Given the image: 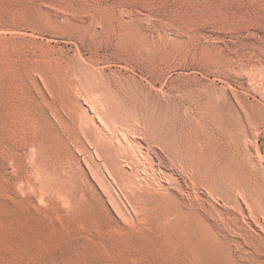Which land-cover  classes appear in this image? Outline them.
Instances as JSON below:
<instances>
[{"label": "rangeland", "instance_id": "obj_1", "mask_svg": "<svg viewBox=\"0 0 264 264\" xmlns=\"http://www.w3.org/2000/svg\"><path fill=\"white\" fill-rule=\"evenodd\" d=\"M189 36L191 45L180 46L175 41L177 37ZM167 46L182 50L180 54L166 56ZM195 46L236 55L235 68L218 69L220 72L209 67L206 58L194 56ZM260 48H264V0H0V264H209L207 259L200 260L202 254L200 259L194 254V240L185 241L177 235L180 234L177 230L176 245L180 253L174 250L178 254L173 252L167 257L150 245L156 234L151 229L155 222H149L147 209L136 193L127 191L112 176L89 139L91 134L81 132L76 123L82 100H89L86 101L91 102L89 105L94 102L100 105L93 86L82 84L84 67L91 65L89 69L102 80L108 79L110 91L118 92L117 97L128 106L136 102L143 107L148 99L160 103L164 97V101L170 98L178 104L180 74L185 66H190L187 71L205 83L214 81L227 92L231 108H236L231 109L233 117L241 120L247 105L255 111L260 109L258 112L264 115V102L247 78L253 64L259 63L264 68V53ZM55 54L65 55L70 69L75 70L61 73L54 61L58 57ZM238 60L253 64L239 69ZM177 104L180 120L192 125L191 121L199 119L210 126L215 146L210 147L203 138H195L189 131L162 128L159 115L147 113L144 106L143 112H139L145 134H138L131 123L134 129L130 127V133L139 144L132 145V153L128 154H133V160L139 162L136 173L145 174L143 178L149 182L144 189L152 186L149 193L165 192L163 195L169 202L174 199L172 202L178 203L175 207L179 205L178 208L190 211L191 219L197 212V216L210 220L217 230L232 239L233 256L242 261L246 255L235 245L241 242V237L226 232L219 219L225 210H232L222 196L225 189L221 184L214 189L209 181L211 171L230 167L227 153L231 134L214 124L216 116L196 109L183 110V105ZM133 109L130 111L136 114ZM257 125L263 155L264 116ZM196 129H192L194 135ZM83 131L87 130L83 128ZM51 141L56 144L54 148ZM203 146L209 154L203 153L206 149ZM145 168L151 172V178ZM158 180L164 188L158 187V182L155 183ZM237 215L247 227L246 221ZM183 249L188 251L187 255L182 254Z\"/></svg>", "mask_w": 264, "mask_h": 264}, {"label": "bare ground", "instance_id": "obj_2", "mask_svg": "<svg viewBox=\"0 0 264 264\" xmlns=\"http://www.w3.org/2000/svg\"><path fill=\"white\" fill-rule=\"evenodd\" d=\"M175 41L180 46H183L184 44L191 45L193 43L192 40L190 39V36L189 37H185V38L177 37V38H175ZM54 49H56V48H54ZM181 50L182 49L174 48V46H167V48L165 49V51H166L165 55L166 56L167 55H177V54H180ZM183 50H184V48H183ZM256 50L254 51L255 53L257 52ZM42 52L43 51H41V53ZM48 52H47V54H49ZM59 52H60V50H59ZM254 52H252V53H254ZM260 52L263 54L264 53V48H260ZM250 53H251V51H250ZM193 54H194V56L199 55L200 58H202V59L206 58L205 59L206 64L209 67H211V68H213L215 70L223 69V68H230V69L232 68V70H233L235 68V66H236L234 64V61H236V59H238L236 55H231V54L223 53V52L217 53L215 50L205 49V48H198L196 46L193 47ZM39 56H40V54H39ZM56 56H58V57L55 58L54 61L56 62L57 67L61 70V73H62V71H64V73L66 71H69L70 65H68V63L70 64V62H66L65 61V59H64L65 55H64V57H62L61 55L59 56V54L56 55ZM259 56H261L260 53H259ZM47 57H46V61H47ZM49 60H51V59H49ZM239 61L241 62L242 60H238L237 62H239ZM44 62H45V60H44ZM74 62H71V63L74 64ZM240 62L237 63V67L239 69L242 68L244 65L246 66L247 64L249 65V64L252 63V62L248 63L247 60L246 61H242L241 62L242 64L239 67L238 64H240ZM36 64H38V63H36ZM258 64H253L252 65V67L250 68L251 70L247 73L248 77H247V75H246V77L248 78L249 83L256 88L254 90H257L258 95L260 96V98L264 102V68L261 67V66H258ZM40 65H41V63H40ZM46 65L48 66V64H46ZM76 65H78V64H75V67H77ZM80 65L83 66V64H80ZM90 66H89V68H90ZM72 67H73V65L71 66V68ZM85 67H86V65H85ZM85 67H84V71L86 70V72L83 73L84 74L83 80H85V83L83 81L82 84H88V86L90 85V87L93 86V88L92 87L91 88L93 89V91L95 93V96L97 97V100L99 101L100 105L96 106L94 100H92L94 102V104L92 103V105H89V103H91V102H89L87 104L86 101H89V100H86V101L82 100V103H79L81 111L78 112L79 114L76 117V119H77L76 123L78 122V124L80 125V127L82 129V131L80 130L81 132H88L89 134H91V136L88 135V137L90 136L89 139L93 143V146L95 147V149L98 152V154L103 158L104 163H105V165H107V168L109 169V171L112 174V176L114 175L116 177L115 179H117L118 182L120 183V185H122L125 189H127V191L130 190V192H131V190H132L134 193H136L134 195H136L138 197V200L145 206V209H147V211H146L147 215L149 216V218L151 220V221H149V220H147V221H149L151 223L155 222L154 225L151 226V229H153V231H154V232H152V231L151 232L152 233H156V234H154V238L155 239L152 236L153 239L150 240L152 244L150 243V245H152L154 248H156L159 253H162L164 256L169 257V256L172 255L174 250H175V252L179 251V248L176 245V244H178L177 242L179 241V240L177 241L176 236L179 235V237L180 236H181V238L183 237V239H185V241L187 239L188 240H194V242L196 243V244H194V245H196V247L194 248L195 249L194 250V254L198 255V257L202 254L204 257L202 256V259H200V257H199V259L201 261L203 260V258L207 259L210 262L209 264H264V156H263L264 154L262 155L261 151H260V145L258 143L259 134H258V130H257V128H258L257 124H259L263 120V116L264 115L261 116L262 113L258 112L260 109L255 111L254 109H251V106L249 108H248L249 105L245 106L246 108L243 110L242 115L237 113V114L241 115L240 118H242L241 120L239 119L240 120L239 121L235 115H234L235 117H233L234 113L232 114V111H233V109H236V108H233V109L231 108V104L229 102L230 98L228 97L227 92L223 91L222 88H219L214 81H211L210 83H205L201 78H199V77L197 78L195 75H193L192 71L191 72L187 71V69L190 66H185L183 72L180 74L181 83L177 87V92H178L180 101L178 100L179 102H178V104L177 103L176 104L179 105V103H180L181 106L183 105V107H184L183 110L196 109V110H199L201 113L206 111L207 114H209L211 116L212 115L216 116L215 119L212 117L214 119V121L216 122V123L214 122V124L215 125L218 124L219 127L218 126L217 127L219 129L223 128V129H225V131L227 130V132H230L229 134H231V136H232V137L230 136V139L232 138V140H231L232 142H231V145H230V148H229L230 151L227 153L228 154L227 158H229L228 160H230V163L228 161V163L230 164V167L226 165L225 168L222 167L223 169H220L218 171L217 170L216 171H211L210 170L212 178L210 176L211 180H209V181H210L211 185L214 186L213 187L214 189H215L216 186H218V187L223 186V188L225 189V191H224L225 195L222 194V196L223 197L225 196V199L230 204V206L234 207V208L230 207L232 210H225V213L222 214L221 218H219L220 216L218 218L220 219V222L222 223L221 226L223 227V229L226 232L231 233V235H238V237L239 236L241 237V239H242L241 242H239V241L236 242L235 239H234V241L236 242L235 245H237L242 250V253L244 255H246V257L241 259L242 261H240V260H238L239 258L236 259V257L233 256V253H232V250H231V246H230V243H231L232 239H230V237L226 233L223 234L221 231L217 230L214 227L215 225H213V223L210 222V220L208 221L206 218L202 219L201 216H199V215L197 216V214H196L197 212L195 213L196 216L194 215L195 217H193V219H191V214H189L190 211L183 210V208L180 209L181 207L178 208L179 205H178V207H175L178 203H176V205H175V203L172 202L174 200L173 198H172L173 200H171V202L173 203L174 206H172V204H170L171 202H169L165 198V196L163 195L165 192L164 193L155 192L156 194H152L151 192L149 193V191H152V190H148L150 188L152 189V186L148 188V186H150V184H148L146 186V188H148V189H144L143 188V187H145L146 182H148V181L144 180L145 174L142 175L140 173H138V174L136 173V171H138L137 170V168H138L137 166H139V165H137V163H139V162L138 161L136 162L137 159L133 160V154H132V156L129 155L130 153H132V150H131L132 145L134 146L136 143H138V140L136 139L135 135L130 133V127L135 126L136 127L135 129L138 130V134H141L143 136L145 134V133L143 134V130L145 128V126H144L145 124H143L144 122H142L143 116H141V114L139 112V111H141V113L143 112L141 110L142 106L140 107L138 105V103H136L135 101H133V102H135V104L131 103V105L129 104L130 106H128L126 101H122L120 98L117 97V93L118 92L117 93L115 92L116 93V95H115V93H114L115 90L114 91H110L112 88H110V86H108L109 85V83H107L108 79H107V81H104L106 78L104 80H102L101 76L97 75L96 72L94 73L92 71V69H89V68L85 69ZM249 67H250V65H249ZM55 68H56V65H55ZM58 68H56V69H58ZM244 68H246V67H244ZM72 69H70V70H72ZM81 69H83V68H81ZM73 70H75V69H73ZM226 70H228V69H226ZM218 71H220V70H218ZM242 72H243V70H242ZM55 73H57V72H55ZM71 73H74V72H71ZM75 74H77V73H75ZM64 75H63V77H64ZM54 76H55V74H54ZM59 76H60V74H59ZM52 77H53V75H52ZM65 77H66V75H65ZM48 82H50V81H48ZM81 82H82V80H81ZM61 83H63V82H61ZM56 85H58V84H56ZM79 85H81V84H79ZM110 85H111V83H110ZM58 86H57V90L59 88ZM65 86H63V87H65ZM70 86H71V84H70ZM87 87L85 86V88H87ZM90 87H88V89H90ZM66 88H67V86H66ZM71 88H73V87H71ZM85 88H83V89H85ZM60 89H62V87ZM120 90L121 89H119L117 91H120ZM90 91H91V89H90ZM90 91H87V92H90ZM62 92H63V89H62ZM134 92H135V90L133 91V93ZM160 92H161V90H160ZM146 93H148V92H146ZM57 94L60 95V92H58ZM57 94H56V96H57ZM89 95L91 97V94H89ZM124 95H128V94H124ZM130 95H132V94H130ZM152 95H154V94H152ZM157 95H156V97H157ZM50 97H51V95H50ZM65 97H67V95H65ZM84 97H85V95H84ZM136 97H137V95H136ZM167 97H170V96L167 95ZM54 98H56V97H54ZM164 98H163V101H164ZM87 99H88V97H87ZM94 99H96V98H94ZM147 99H148V97H147ZM144 100H145V98H144ZM144 100H142V101H144ZM155 100H153V101H155ZM171 100L172 99L169 98V99H166L164 102L163 101L161 102V100H160V103H157L158 101L157 102H153L151 100L149 101V99H148V104L144 105V106H146L145 107L146 109L144 108V110L147 113H150L152 115H159L160 118L159 117L158 118L161 120V122L163 124L162 128L163 127L167 128V130L170 129L169 131H171V130H180V131L182 130V131H186V132L189 131L195 138H199V137L203 138L204 139L203 141H205L206 143L209 144L210 147H212V145H214V139L211 136V132H213V131L210 132V130L208 129L210 126L209 125L207 126L206 124L203 123V121L201 122L199 119L196 120V122L195 121H191L192 125H190V122H187V121L185 122V121L180 120L179 119L180 118L179 115L181 114L180 113V108L178 106H176V104H174V102L171 101ZM145 103H147V101ZM63 104H64V101H63ZM132 107H134V109L136 110V114H132V112L130 111L132 109ZM233 107H235V106H233ZM252 108H254V107L252 106ZM231 109H232V111H231ZM144 115H145V112H144ZM184 115H186V114H184ZM148 118H150V117H148ZM184 120H186V119H184ZM153 122L154 121H152V123ZM131 123L134 124V125L131 126ZM214 124H212V125H214ZM160 126L161 125H159V127ZM155 127L159 128L158 126H155ZM83 128H85V130H87V131H83ZM133 129H134V127L131 128V130H133ZM192 129L193 130L194 129L197 130L196 131V135H194V133H192V131H193ZM136 130H135V132H137ZM163 130H166V129H163ZM167 130H166V132H167ZM48 132H47V134H49ZM132 133H134V132L132 131ZM155 133L157 134L156 131H155ZM44 135H45V133H44ZM81 135H82V133H81ZM42 137H43V135H42ZM44 137H46V135ZM50 137L51 136H49L48 138H50ZM83 137H85V136H83ZM149 137H151V136H149ZM153 137H154V135H153ZM148 139H150V138H148ZM85 140H86V138H85ZM151 140H153V139H151ZM55 142H57V141H55ZM173 142H174V140H173ZM215 142H217V141H215ZM226 142H228V141H226ZM51 143H52L51 146H53L52 148H54V146L56 144L54 145V141L53 142L51 141ZM147 143H149V142H147ZM47 145H48V142H47ZM163 146H165V145H163ZM221 146H222V144H221ZM57 148L55 150H57ZM204 148H206V147H204ZM204 148H202V149H204ZM204 150H203L204 154H207V153L209 154L208 148H206ZM133 152H134V150H133ZM211 152H212V150H211ZM216 152H218V151H216ZM229 154H231V155H229ZM127 155L129 157H131L132 159H128ZM213 155H214V153H213ZM59 156H61V155H59ZM144 156H146V155H144ZM194 158H195V156H194ZM206 158H207V155H206ZM33 159H35V158H33ZM212 159H213V157H212ZM123 161L126 163L125 165H126V167L129 170L125 166H123L124 165ZM217 161H215V162H217ZM223 162H224V159H223ZM96 163H97V161H96ZM122 163H123V165H122ZM179 163H180V161H179ZM143 165H144V162H143ZM152 168L153 167H151V169ZM165 169H167V168H165ZM212 169L215 170V168H212ZM171 170H172V168H171ZM198 170H200V169H198ZM133 171H135V173ZM145 171H146V175L148 176V174H149V177H150L151 172L148 171V169H146ZM203 171L205 172V169ZM190 172H192V171H190ZM93 176H94V174H93ZM149 177H146V178H149ZM153 178H155V177H153ZM205 179H207V178H205ZM196 181H197V179H196ZM150 182L152 183L153 180L150 181ZM156 182H158L157 185H158L159 188H164V184L161 181L158 180V181H155V183ZM206 182H207V180H206ZM199 183H200V181H199ZM211 190H212V188H211ZM176 192H177V189H176ZM168 196H172V195H168ZM109 198H110V196H109ZM137 211L138 210L136 209V212ZM138 213H140V212H138ZM216 214H217V212H216ZM237 214H239L241 216V218H243L246 221L247 227H245L243 225L244 223L242 224V222L239 221L240 217L238 218ZM215 219H217V218H215ZM243 219H242V221H243ZM220 222L218 224H220ZM147 226H148V223H147ZM175 230L180 232V234L175 235V233L177 232V231L175 232ZM148 231L150 232V230H148ZM173 231H174V233H173ZM155 235H157V236L155 237ZM149 236H147L146 239ZM177 238H178V236H177ZM144 241L145 240H143L142 242L144 243ZM148 241L149 240H147V242ZM194 242H192V243H194ZM185 243H187V242H185ZM144 244H147V243H144ZM190 244H191V242H190ZM181 251L183 252V253L181 252L182 254L187 255V252H188L187 250H186L187 252L184 251V249L181 250ZM179 253H180V251H179ZM175 254H178V253H175ZM196 255H194V256H196ZM188 258H190V257H188ZM196 258H197V256H196ZM206 263H208V262H206Z\"/></svg>", "mask_w": 264, "mask_h": 264}]
</instances>
